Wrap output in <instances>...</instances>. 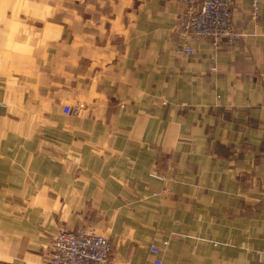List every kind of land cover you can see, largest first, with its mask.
<instances>
[{
    "label": "crops",
    "instance_id": "crops-1",
    "mask_svg": "<svg viewBox=\"0 0 264 264\" xmlns=\"http://www.w3.org/2000/svg\"><path fill=\"white\" fill-rule=\"evenodd\" d=\"M29 3L43 33L1 49L0 264H47L80 228L115 264H264V0L192 54L179 0Z\"/></svg>",
    "mask_w": 264,
    "mask_h": 264
},
{
    "label": "built area",
    "instance_id": "built-area-1",
    "mask_svg": "<svg viewBox=\"0 0 264 264\" xmlns=\"http://www.w3.org/2000/svg\"><path fill=\"white\" fill-rule=\"evenodd\" d=\"M184 11L179 16L177 29L184 38V44L178 52L192 54L191 42L198 37L211 39L215 44L226 41L230 44L238 40L243 33L232 21L233 7L237 0H179ZM252 16L257 18L259 0H252ZM83 105L64 106L66 114L78 115ZM151 253L158 256L160 249L154 244L149 247ZM47 264H115L112 257V245L108 237L80 228L73 231H60L52 242V255ZM154 264H163L156 258Z\"/></svg>",
    "mask_w": 264,
    "mask_h": 264
},
{
    "label": "rangeland",
    "instance_id": "rangeland-1",
    "mask_svg": "<svg viewBox=\"0 0 264 264\" xmlns=\"http://www.w3.org/2000/svg\"><path fill=\"white\" fill-rule=\"evenodd\" d=\"M31 1L33 0H22V1L0 0V71H2V68L4 69L1 62V59L4 55L1 53V49L6 44V40L9 38V36L12 33H43V28H42L43 21L41 22V18L44 16V14L42 13L41 8L39 7L35 8L33 5H31L29 3ZM65 11L66 10L59 7V10L55 14V18H54V20L57 23L62 22L64 16L66 15ZM45 33H49V32L45 31ZM12 38L14 37L12 36ZM13 56L15 55L13 54ZM21 56L24 58V62L26 61L25 64L28 65V59H27L28 54L25 53L22 54ZM13 60L14 61H13V66L11 67V71L16 70V66L18 65L17 59L13 58ZM83 108L84 106L82 107V109ZM81 112L78 115L75 114L72 115L79 116L81 115ZM85 229L101 234L94 228H85ZM61 231H73V230H61ZM108 239L110 240V243L112 245L111 239L109 237ZM256 257L260 259L263 258L264 255L262 252H257Z\"/></svg>",
    "mask_w": 264,
    "mask_h": 264
}]
</instances>
